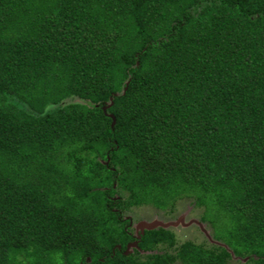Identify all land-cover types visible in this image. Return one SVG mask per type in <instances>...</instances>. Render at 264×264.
<instances>
[{"label": "trees", "instance_id": "16d2710c", "mask_svg": "<svg viewBox=\"0 0 264 264\" xmlns=\"http://www.w3.org/2000/svg\"><path fill=\"white\" fill-rule=\"evenodd\" d=\"M0 264H264V0H0Z\"/></svg>", "mask_w": 264, "mask_h": 264}, {"label": "rangeland", "instance_id": "374dc122", "mask_svg": "<svg viewBox=\"0 0 264 264\" xmlns=\"http://www.w3.org/2000/svg\"><path fill=\"white\" fill-rule=\"evenodd\" d=\"M192 208L189 206V204L185 203L182 206L179 205L177 207V211L172 216H166L161 214L160 212H150V210L147 209H134V212L136 215H138L139 221H146L149 222L151 220H158L161 222H169L174 221L177 217L183 216V222L187 223L190 220H198L195 216L196 212H193L191 210ZM138 221V222H139ZM136 223H134L135 225ZM133 225V229H134ZM175 234L178 237L179 241H183L185 239H193L195 241H199L202 237V234L199 232V229L193 225H187L182 227H177L176 229H173Z\"/></svg>", "mask_w": 264, "mask_h": 264}, {"label": "water", "instance_id": "95a60500", "mask_svg": "<svg viewBox=\"0 0 264 264\" xmlns=\"http://www.w3.org/2000/svg\"><path fill=\"white\" fill-rule=\"evenodd\" d=\"M125 87L126 86L124 85L123 88H125ZM102 106L106 107V104H102ZM183 220H184L183 216H179L174 221H169V222H161V221H158V220H151L149 222L139 221V222H137L134 225L135 233L139 234V235H136V238L138 239L140 237V235L143 233L144 230L150 231V230H153V229L158 228V227L163 228V229H166V228H169V227L177 228V227H182V226H187V225H193L194 224L196 227H198L200 232L205 236V238L209 242L215 243V244H219V243L213 242L210 239L208 233L205 231V229L203 228V226L199 222H197L196 220H190L189 222L184 223ZM132 248H137L136 242H132V243H130V244H128L126 246V253H129L130 249H132Z\"/></svg>", "mask_w": 264, "mask_h": 264}]
</instances>
